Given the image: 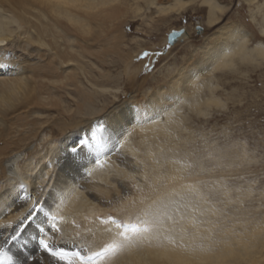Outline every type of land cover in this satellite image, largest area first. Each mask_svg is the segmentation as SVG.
<instances>
[{
  "label": "bare ground",
  "instance_id": "6f19581e",
  "mask_svg": "<svg viewBox=\"0 0 264 264\" xmlns=\"http://www.w3.org/2000/svg\"><path fill=\"white\" fill-rule=\"evenodd\" d=\"M166 1L0 0V190L6 189L0 225H15L39 200L40 219L57 217L52 242L91 257L84 264H264V216L241 231L213 227L220 214L213 208V176L195 149L193 115L182 112L184 105L206 116L211 105H223L214 94L216 72L227 79L261 67L264 42L226 25L199 46L180 43L188 51L177 61L171 46L190 35L174 30L181 36L170 44L167 15L195 0ZM243 1L264 10V0H238L236 15ZM199 3L214 26L221 1ZM151 6L157 17L143 30L152 34L148 39L158 37L147 44L159 42L141 48L127 29ZM92 56L101 63L112 57L117 74L104 71L96 79L85 61ZM82 76L93 88L82 86ZM43 107L56 115L39 118ZM81 142L82 150L69 151ZM211 144H205L209 164ZM35 223L24 233L28 247L9 244L8 254L28 256V264H67L42 248L32 254ZM10 231L0 228V243ZM110 243L121 246L94 255Z\"/></svg>",
  "mask_w": 264,
  "mask_h": 264
},
{
  "label": "rangeland",
  "instance_id": "374dc122",
  "mask_svg": "<svg viewBox=\"0 0 264 264\" xmlns=\"http://www.w3.org/2000/svg\"><path fill=\"white\" fill-rule=\"evenodd\" d=\"M220 1L224 11L212 27L207 24L206 11H199V0H195L181 13L172 12L167 15L169 19L166 22L167 28L163 29L166 31L165 36L170 31L181 28L190 35L184 41H177L171 46V48L174 46L172 56L177 61L181 60L183 54L188 51L180 50L181 44L190 41L199 46L208 35H215L226 25L237 26L238 30L241 28L243 33L246 32L247 37L257 36L256 42H264V35L261 32L264 25L263 13H261L264 11L263 9L255 12V7L253 8L243 1L241 8L239 7V13L236 15L238 0H230L229 4L224 3V0ZM163 4H168V2L164 0ZM155 11L156 7L151 6L146 10L144 17L137 18V21L130 22L128 25L129 38L141 42V48H150L159 42L157 40L153 44H147L158 37L148 39L152 34L143 30L152 17H157ZM197 26L200 28L199 30H197ZM252 43L251 41L248 45H254ZM160 49L162 48H159L158 51ZM165 53L156 54L162 56ZM17 55H14L17 58H14L16 61L22 58L19 54ZM172 56L165 63L167 66L173 61ZM112 59L109 56L107 62L101 63L92 56L86 58L85 61L90 66L93 76L98 79L100 72L110 70L114 75L117 74V64L113 63ZM243 71L241 75L227 73V79L220 76L222 73L216 72L219 75V80L216 83L214 94L221 99L223 105H211L208 108V115L195 116L184 105L182 107V112L185 115L189 112L186 116L193 115L194 117H191L189 122L197 134L195 149L203 152V171L205 172L207 168L211 169L213 176L211 185L214 188L213 208L220 213L215 217L212 225L215 229H219V233L224 229L231 228L241 231L240 227L243 224L245 226L248 223L249 227L252 225L250 222L258 219L261 221L264 216V65ZM159 74L157 73V76ZM80 81L83 87L93 88L84 76L80 77ZM70 88L69 90H71ZM105 95L110 96L108 93ZM206 96L207 92L204 97ZM63 97L67 104L72 105V93L66 91L63 93ZM99 102L102 103L101 100ZM38 111L39 114L36 115L41 119L56 115L54 109L48 110L43 107ZM209 139L212 140L210 164L207 161L209 152L205 147L206 141ZM219 160H226V164L219 163Z\"/></svg>",
  "mask_w": 264,
  "mask_h": 264
},
{
  "label": "snow or ice",
  "instance_id": "6c2138e0",
  "mask_svg": "<svg viewBox=\"0 0 264 264\" xmlns=\"http://www.w3.org/2000/svg\"><path fill=\"white\" fill-rule=\"evenodd\" d=\"M82 144L83 142H81V145L79 146L71 147L69 151L71 153H77L78 151L82 150ZM5 193L6 189L0 190V195ZM41 207L42 206L40 205L39 200H37L26 214H24L22 217H17V222L15 225L12 223L0 225V228L11 229V231L4 236L3 242L0 243V264H28V256H23L22 259L15 256H10L7 249L9 244H13L17 248L28 247L29 240L24 238V233L27 230V227L32 226L33 221L36 222L34 227L36 238H38L35 248L30 250L33 255L35 254L37 248H43L44 252L48 256L54 258L56 261H66L67 264H73L72 260L70 259V255L73 257H80L79 252H73L70 254L65 247L56 246L55 243L52 242L50 233L54 235L60 231L56 223L57 217L52 216L50 222H47L46 219H40L39 211ZM60 219H63V217H60ZM109 219H111V217ZM121 235H124V233H121ZM120 246L121 245L116 243L107 244L104 246L101 252L95 253L94 255L101 256L109 252L115 253ZM80 259L83 264L84 258L80 257ZM88 259L91 260V257ZM32 264H37V262L33 260Z\"/></svg>",
  "mask_w": 264,
  "mask_h": 264
},
{
  "label": "water",
  "instance_id": "95a60500",
  "mask_svg": "<svg viewBox=\"0 0 264 264\" xmlns=\"http://www.w3.org/2000/svg\"><path fill=\"white\" fill-rule=\"evenodd\" d=\"M181 32H171L169 34V40L170 41H173L175 40L178 36H180Z\"/></svg>",
  "mask_w": 264,
  "mask_h": 264
}]
</instances>
